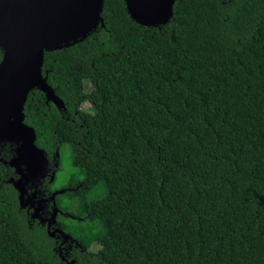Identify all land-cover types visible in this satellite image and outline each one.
I'll return each instance as SVG.
<instances>
[{
    "label": "trees",
    "instance_id": "trees-1",
    "mask_svg": "<svg viewBox=\"0 0 264 264\" xmlns=\"http://www.w3.org/2000/svg\"><path fill=\"white\" fill-rule=\"evenodd\" d=\"M100 17L82 42L44 53L62 106L33 89L23 110L44 158L57 153L58 169L68 156L60 190L40 175L25 190L62 191L56 220L79 248L58 255L0 161V264H264V0H175L150 28L104 0ZM103 59L122 71L101 72ZM15 148L0 142V160ZM76 183L80 221L63 217ZM89 203L106 207L85 216Z\"/></svg>",
    "mask_w": 264,
    "mask_h": 264
},
{
    "label": "water",
    "instance_id": "water-1",
    "mask_svg": "<svg viewBox=\"0 0 264 264\" xmlns=\"http://www.w3.org/2000/svg\"><path fill=\"white\" fill-rule=\"evenodd\" d=\"M103 1L0 0V142L16 145L15 155L0 161L19 176L9 182L18 193L19 208H33L32 218L38 217L43 200L27 195L25 185L38 175L43 177L49 161L35 144L34 129L24 123V104L29 92L36 89L46 102L62 106L42 75L44 53L69 48L92 34L101 22ZM123 1L129 18L150 28L167 22L175 0ZM61 193L55 191L47 199L53 205L51 217L40 220L47 227L56 222L55 197ZM56 231L64 240L70 238ZM47 235L52 238L54 231L47 230Z\"/></svg>",
    "mask_w": 264,
    "mask_h": 264
},
{
    "label": "flooded vegetation",
    "instance_id": "flooded-vegetation-1",
    "mask_svg": "<svg viewBox=\"0 0 264 264\" xmlns=\"http://www.w3.org/2000/svg\"><path fill=\"white\" fill-rule=\"evenodd\" d=\"M2 58V51L0 49V60ZM15 151V149H14ZM57 169H55L52 165H51V162H49L47 164V166L45 167V172H43V177L46 179V181L50 182V179L52 177V174L54 173V176H55V171ZM54 176L52 177V180L54 178ZM19 178V176L17 175L15 179ZM28 184V183H27ZM26 184V185H27ZM25 185V186H26ZM81 183H76L75 186L72 188L75 192H76V195H75V198L78 197L76 200H73L70 204V210H71V214L69 213H66L65 216H63L64 218L65 217H68L69 219H74L75 221H80V220H83L84 217L83 216H80L79 213H78V207H79V203H80V197H81ZM54 191H51L49 192L47 195L46 193H44V195L46 197L42 198L43 202L41 203V210L39 211V215L37 218H33V222L34 221H37L39 223L42 224V227L44 228L45 232L47 233V230L50 232H53L54 231V236L52 237L53 239L56 238V244H57V252H58V255L60 256V253H61V249L63 250V248L66 246V245H71L73 246V248H79L78 244L76 242H73V240L71 238H66L64 240V238L58 234V232L56 230H61L59 225V221L56 220L55 223H50V225L47 227V222H40V220H44V219H49L51 217V213H52V209H53V205L51 204V202H49L47 199L49 198V196L53 193ZM28 195V194H27ZM35 199V198H34ZM35 200H38V199H35ZM96 201H99V198H93V200H91L90 202H96ZM87 205L84 206V214L85 216H88L89 213L87 212ZM36 205L34 204L33 207H35ZM27 208V207H26ZM26 213L28 214V216L31 218L32 217V214H33V208L31 209H26ZM57 218V217H56ZM62 231V230H61ZM64 233V232H63ZM61 257V256H60Z\"/></svg>",
    "mask_w": 264,
    "mask_h": 264
},
{
    "label": "rangeland",
    "instance_id": "rangeland-1",
    "mask_svg": "<svg viewBox=\"0 0 264 264\" xmlns=\"http://www.w3.org/2000/svg\"><path fill=\"white\" fill-rule=\"evenodd\" d=\"M96 67L101 72H104V73L118 74L122 71V63L120 61H115V60L110 61V60L103 59L96 64ZM88 87H89V85L86 84L85 88L87 89ZM81 108L84 110H89V107L86 105H83ZM57 158H58V155L55 154L53 160L51 161V165L53 167H55V169H56V165H57ZM60 159H61L60 160L61 165H59V168L57 169L55 176H54V178L56 179V181H54V188H58L55 190H60V188H62V186L64 184L62 179L64 178V176L66 174V170H67L66 161L68 160V156L65 153H62ZM105 194H106V189L102 185H100L92 193V195H94V198H101V197L105 196ZM90 205L93 207V209L95 211L96 210L103 211V210H105V207H106L104 203H99V206H94L93 204L89 203L87 205V212L89 213V211H90L89 214H91V211H92V207Z\"/></svg>",
    "mask_w": 264,
    "mask_h": 264
}]
</instances>
